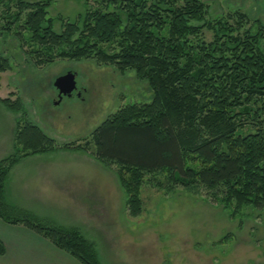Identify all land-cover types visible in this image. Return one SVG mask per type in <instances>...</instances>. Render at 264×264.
<instances>
[{"label":"trees","instance_id":"trees-1","mask_svg":"<svg viewBox=\"0 0 264 264\" xmlns=\"http://www.w3.org/2000/svg\"><path fill=\"white\" fill-rule=\"evenodd\" d=\"M1 1V0H0ZM74 22L47 16L51 0L5 2L0 38L19 39L35 66L57 59H93L128 69L148 82L147 102L126 103L89 139L57 145L28 119L19 96L0 103L17 114L13 152L0 159V219L22 224L81 264H101L77 226L44 222L6 199L11 168L56 150L78 151L115 167L131 215L141 211L140 187L203 188L233 214L264 207V28L235 11L205 19L200 0H94ZM249 24L248 26H246ZM212 32L208 42L202 29ZM10 62L0 51V72ZM5 252L0 240V255Z\"/></svg>","mask_w":264,"mask_h":264},{"label":"rangeland","instance_id":"rangeland-1","mask_svg":"<svg viewBox=\"0 0 264 264\" xmlns=\"http://www.w3.org/2000/svg\"><path fill=\"white\" fill-rule=\"evenodd\" d=\"M15 1L1 0L0 11L5 2ZM200 1L207 6L205 19L214 20L232 14L241 0ZM246 1L242 10L264 28V0ZM96 7L94 0H51L46 10L55 18L53 28L58 32L60 19L74 22ZM201 39L210 41L212 32L203 28ZM259 46L264 52V36ZM25 48L12 33L0 38V51L10 62L9 69L0 72V97L19 96L28 119L57 145L81 143L120 106L151 98L148 82L132 69L120 72L93 59H57L35 66ZM67 71L75 73L76 89L59 99L53 82ZM16 117L0 103V159L13 152ZM41 154L30 158L86 161L83 169L103 185L98 205L87 212L39 216L46 223L77 226L93 242L101 264H264V207H244L233 214L201 187L165 190L144 183L141 211L131 215L115 167H104L78 151Z\"/></svg>","mask_w":264,"mask_h":264},{"label":"crops","instance_id":"crops-1","mask_svg":"<svg viewBox=\"0 0 264 264\" xmlns=\"http://www.w3.org/2000/svg\"><path fill=\"white\" fill-rule=\"evenodd\" d=\"M32 156L21 159L8 174L5 195L10 203L37 216L65 210L78 214L79 209L86 211L98 205L96 200L102 198L103 185L83 169L86 161ZM0 240L5 247L0 264H81L22 224L0 219Z\"/></svg>","mask_w":264,"mask_h":264},{"label":"water","instance_id":"water-1","mask_svg":"<svg viewBox=\"0 0 264 264\" xmlns=\"http://www.w3.org/2000/svg\"><path fill=\"white\" fill-rule=\"evenodd\" d=\"M54 87L58 91V98L61 99L63 96H70L76 89L75 73L67 71L66 73L57 76L53 82Z\"/></svg>","mask_w":264,"mask_h":264},{"label":"flooded vegetation","instance_id":"flooded-vegetation-1","mask_svg":"<svg viewBox=\"0 0 264 264\" xmlns=\"http://www.w3.org/2000/svg\"><path fill=\"white\" fill-rule=\"evenodd\" d=\"M250 1H253V2H255V1H257V0H250ZM247 1L246 0H241L240 1V3H238V8L236 9V11H239V12H242V13H244V14H246L247 16H248V10H242V6H245L244 4L246 3ZM235 12V11H234ZM230 14V13H229ZM226 15H228V14H226ZM225 15V16H226ZM249 17V16H248ZM250 18V17H249ZM252 20H258V21H260L258 18H252ZM261 22V21H260Z\"/></svg>","mask_w":264,"mask_h":264}]
</instances>
